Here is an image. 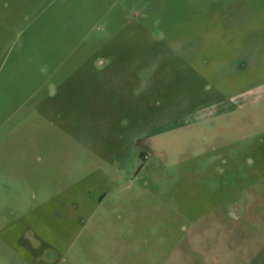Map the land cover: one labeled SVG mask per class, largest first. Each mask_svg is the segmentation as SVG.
I'll return each mask as SVG.
<instances>
[{
  "label": "rangeland",
  "instance_id": "obj_1",
  "mask_svg": "<svg viewBox=\"0 0 264 264\" xmlns=\"http://www.w3.org/2000/svg\"><path fill=\"white\" fill-rule=\"evenodd\" d=\"M0 264H264V0H0Z\"/></svg>",
  "mask_w": 264,
  "mask_h": 264
},
{
  "label": "flooded vegetation",
  "instance_id": "obj_2",
  "mask_svg": "<svg viewBox=\"0 0 264 264\" xmlns=\"http://www.w3.org/2000/svg\"><path fill=\"white\" fill-rule=\"evenodd\" d=\"M101 29V31H102V33H104L105 31H104V25H101L100 27H99V30ZM160 36H161V38L163 37L161 34H160Z\"/></svg>",
  "mask_w": 264,
  "mask_h": 264
}]
</instances>
